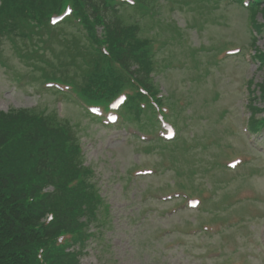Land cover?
I'll return each mask as SVG.
<instances>
[{"label":"rangeland","instance_id":"1","mask_svg":"<svg viewBox=\"0 0 264 264\" xmlns=\"http://www.w3.org/2000/svg\"><path fill=\"white\" fill-rule=\"evenodd\" d=\"M230 1L224 0L219 3L215 7V15L211 16V19H214L216 15L219 16V20L223 21L221 26L215 30L206 31L202 35H196L192 29L188 30L192 34L191 38H193L194 44L205 45L207 38L204 35L207 32L214 39L225 37L229 44L241 43L250 37L252 28L248 22L247 10ZM262 6L264 7V0ZM257 17L262 20L261 14ZM180 20L184 26V18H180ZM257 44L260 47L263 46V39L259 38ZM213 48L215 49L213 51L219 50L221 44L215 43ZM249 51L253 53L254 48L250 50L244 47L239 56L230 58V60H236L233 64L227 65L226 63L215 67L218 71L213 72V75H216L218 79L213 80L217 84H221L222 94L220 100L215 101L212 106L218 108L222 105L227 112L226 118L218 123L220 131L224 129L222 126L224 124L227 126L228 124L237 125L238 127L237 137L231 134L225 136V141L230 142L229 147H232L228 148L229 154L233 155L248 148L254 154L253 158L259 156V161L256 162L264 169V154L256 152L253 144L252 146L246 145L245 141L240 143L243 130L247 126L246 118L249 116V111L240 105L245 96H241L239 93L245 88L243 84L246 80L252 77L257 81L264 79L263 71L257 69L255 63L248 65L244 63L245 58L249 57ZM6 53L10 54V59L13 60L11 50ZM14 61L17 59L14 58ZM18 64L22 67V72L30 70L24 63L18 62ZM188 84L189 82L185 84V87ZM164 88H167L165 82ZM40 89H42L41 86L32 87L27 78L17 81L11 70L2 63L0 64V109L39 104L42 107L52 108L55 106V109L61 110L63 114L68 115L74 121L81 119L77 104L68 103L65 107L63 105L65 101H62L61 95L55 96L56 94L52 91H41ZM164 93H166L165 90ZM187 112H190V109L185 114H188ZM203 112L208 115L206 111ZM195 118L197 117L194 114L188 118L187 122H190L191 125L186 133L192 134V131H195L196 123H206L204 118L193 120ZM88 119L82 117L83 123H86ZM208 126H212L210 121ZM209 134V138L214 140V135ZM126 136L127 131L123 128L105 129L99 128L97 124L92 125L83 135L88 162H92L100 172L103 189L112 204L114 223L113 226L103 231L101 238L91 241L86 249L87 254L82 257L81 264H233V262L248 264V259L251 264H264V228H258L257 231V225L250 238L244 236L246 230L249 231V223L258 222H249L246 219V225L242 224L238 228L228 229L226 231L228 241L224 246L215 244V238H201L199 241H195V237L190 235L189 231L185 233L189 229L187 228L188 223L195 220L194 211L183 209L179 205L177 206L178 212L172 213L173 202L158 200L163 195L177 191L173 190L171 185L166 182L170 180L169 178L173 179L174 164L171 163L170 158L164 159L162 169L170 168L171 175L169 172L160 171L161 173L156 172L148 178L133 177L129 182L126 181L125 174L119 175L129 169L132 160H137V157L126 148ZM254 137L250 138L247 133L248 142ZM258 139L264 141V135L259 136ZM188 143L189 139L185 140L183 148H188ZM130 158L131 161L128 162L127 160ZM148 182L152 186L151 194L157 196L156 200L160 203H154V201L147 203L140 194ZM247 182L250 185L242 189L252 190L254 197L259 199L255 203L247 201L245 207L249 216L251 213L264 210V173L258 170L247 179ZM210 185L211 181L207 180L206 191ZM140 209L145 211L141 216L144 223L139 221L138 212ZM239 210L242 211V207H239ZM210 212L212 215L217 212L215 205ZM159 228L168 230L169 233L163 236V232L158 230ZM143 241H146L147 244L145 245Z\"/></svg>","mask_w":264,"mask_h":264},{"label":"trees","instance_id":"2","mask_svg":"<svg viewBox=\"0 0 264 264\" xmlns=\"http://www.w3.org/2000/svg\"><path fill=\"white\" fill-rule=\"evenodd\" d=\"M60 2L61 0H52L55 6ZM141 58V56L134 58L127 56V65L131 59L141 61ZM120 80L121 78L115 75L103 80L101 83L98 79L87 76L86 85L82 90H90L93 94L102 98L115 92L120 85ZM17 115L15 112L11 114L0 113V146L12 137L20 135L23 137V147L16 148L18 144L14 143L9 150L2 149L0 151V161L7 168H15V172L25 189L21 201L27 204V210L14 209L7 214V218L1 213L3 217H1L2 220L0 222L4 226L0 225V264H46L38 260L37 254L41 247L54 242L53 238L56 235V229H59L61 225L57 228L51 227L46 230H36L29 220L32 216L42 213L45 209L44 204L46 202L41 200V180L50 178V172L53 173L51 178L53 181H56L60 175L56 176L54 174L52 164L45 166L44 164H35L27 160L33 154V150L30 149L29 145L34 143L38 136L44 133V130L40 129L33 133L35 125H33V119L29 112H23L20 118ZM14 177L13 171L0 172L2 188L11 194L15 193L17 196V190L15 192L13 189L19 186L21 182H14ZM19 202L20 198H18ZM25 211H27L28 216L23 220ZM8 220L13 222L10 223ZM18 238H21L22 241L16 242ZM19 252L22 254L21 259L18 258ZM54 252L53 248L44 250V255L50 259L48 264H77V258L74 253L64 254L60 248L57 250L58 256L60 255L57 260L58 257Z\"/></svg>","mask_w":264,"mask_h":264},{"label":"snow or ice","instance_id":"3","mask_svg":"<svg viewBox=\"0 0 264 264\" xmlns=\"http://www.w3.org/2000/svg\"><path fill=\"white\" fill-rule=\"evenodd\" d=\"M234 166V165H233Z\"/></svg>","mask_w":264,"mask_h":264}]
</instances>
